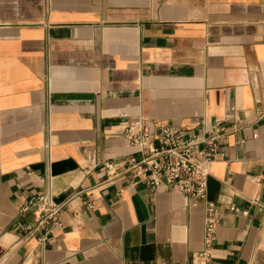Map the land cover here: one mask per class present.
Segmentation results:
<instances>
[{"label":"crops","instance_id":"crops-1","mask_svg":"<svg viewBox=\"0 0 264 264\" xmlns=\"http://www.w3.org/2000/svg\"><path fill=\"white\" fill-rule=\"evenodd\" d=\"M138 121L230 132L203 262V203L108 174ZM41 193L64 207L30 236ZM263 233L264 0H0V264H257Z\"/></svg>","mask_w":264,"mask_h":264},{"label":"built area","instance_id":"built-area-1","mask_svg":"<svg viewBox=\"0 0 264 264\" xmlns=\"http://www.w3.org/2000/svg\"><path fill=\"white\" fill-rule=\"evenodd\" d=\"M202 124L203 121L198 123ZM229 133L216 127L202 137H194L187 128L171 124H159L155 130L148 131L142 121L129 123L123 136L128 145L139 148L140 157L128 158L123 173L110 172L112 164H106L109 176L132 173L135 179L146 182L153 192L165 188L182 193L191 205L204 204V249L197 254L201 262L209 258L213 249L221 215L219 206L208 200V181L212 176V164L220 155L222 140ZM63 207L53 202L47 193L33 198L23 208L34 211L35 225L28 228V234L31 236L45 229L49 222L58 225ZM231 209L238 211L235 207Z\"/></svg>","mask_w":264,"mask_h":264},{"label":"rangeland","instance_id":"rangeland-1","mask_svg":"<svg viewBox=\"0 0 264 264\" xmlns=\"http://www.w3.org/2000/svg\"><path fill=\"white\" fill-rule=\"evenodd\" d=\"M261 255L259 257V260L257 261V264H264V233L263 237L261 238Z\"/></svg>","mask_w":264,"mask_h":264}]
</instances>
